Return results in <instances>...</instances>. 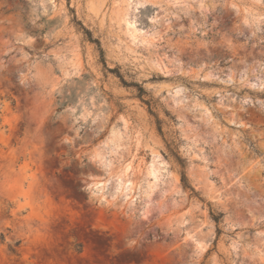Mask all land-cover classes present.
Here are the masks:
<instances>
[{
	"label": "rangeland",
	"instance_id": "rangeland-1",
	"mask_svg": "<svg viewBox=\"0 0 264 264\" xmlns=\"http://www.w3.org/2000/svg\"><path fill=\"white\" fill-rule=\"evenodd\" d=\"M0 264H264V0H0Z\"/></svg>",
	"mask_w": 264,
	"mask_h": 264
},
{
	"label": "trees",
	"instance_id": "trees-1",
	"mask_svg": "<svg viewBox=\"0 0 264 264\" xmlns=\"http://www.w3.org/2000/svg\"><path fill=\"white\" fill-rule=\"evenodd\" d=\"M83 30H84V33L88 36L89 40H91L92 42L96 43V45L98 46L99 52H100V54L102 55V50H101L100 47H99V42H98L96 39H93V40L91 39V37H90V33H89L88 30H86V29H84V28H83ZM139 90L141 91L142 89L140 88ZM214 218H217V216H214Z\"/></svg>",
	"mask_w": 264,
	"mask_h": 264
}]
</instances>
